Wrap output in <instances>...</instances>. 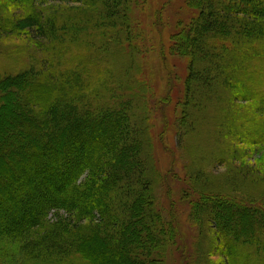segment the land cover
I'll return each mask as SVG.
<instances>
[{"label": "trees", "instance_id": "obj_1", "mask_svg": "<svg viewBox=\"0 0 264 264\" xmlns=\"http://www.w3.org/2000/svg\"><path fill=\"white\" fill-rule=\"evenodd\" d=\"M51 2L59 3L65 12L46 14L42 6ZM183 2L188 19L178 22L167 48L169 56L187 60L191 67L187 99L182 112L178 108L175 125L203 134L199 136L203 142L206 136L213 137V131L205 127L199 132L200 116H218V122L212 118L208 125L216 124L214 129L225 146L221 159L232 168L240 160L230 153L244 143L238 129L251 121L254 110L259 111V127L264 129V55L254 56L251 45L264 34V0ZM141 3L0 0V232L28 236V230L48 216L47 211L63 210L77 219L98 212L102 220L99 230L94 228L83 237L52 230L51 252L30 245L19 264H165L176 244L178 225L171 216L170 220L165 217L157 192L165 180L154 151L145 150L148 143L153 146V126L152 118L139 106L145 97L138 90H146L147 82L118 91L104 90V83L97 85L90 79L92 66L101 69L104 59L109 62L114 45L118 56L131 61L125 79L142 64L143 53L140 59L131 52L132 46L116 44L119 35L109 34L120 29L117 34L131 33L132 41L145 40L141 21L138 27L143 31L135 34L137 21L132 16ZM17 41L24 42L22 48L10 46ZM121 93L138 99H119ZM166 98H157L156 103L166 105ZM112 99L125 102L111 103ZM34 132L37 138L32 137ZM185 137L180 135L181 144ZM205 162L197 166L199 179L209 177ZM176 164L175 158L167 181L179 175ZM184 165L188 182L180 183L190 203L188 219L203 222V227L214 225L205 235L207 242L217 244L213 257L223 256L226 264H264V221L256 222L261 214L256 218L250 213L264 212L262 198L248 195L247 201L241 195L247 191L237 195L200 187L191 180L195 167ZM84 175L89 177L86 188L78 185ZM13 186L17 197L6 196ZM24 194L28 198L21 201ZM19 206L25 207L23 215ZM8 216L20 218L10 222ZM225 245L231 251H225ZM234 245L243 254L234 252ZM19 247L15 246L16 252ZM7 254L4 262L17 264L19 256L11 249Z\"/></svg>", "mask_w": 264, "mask_h": 264}, {"label": "rangeland", "instance_id": "obj_2", "mask_svg": "<svg viewBox=\"0 0 264 264\" xmlns=\"http://www.w3.org/2000/svg\"><path fill=\"white\" fill-rule=\"evenodd\" d=\"M142 1L144 4L141 3L140 6L135 7L136 9H134L132 16L133 19L137 21L134 23L136 25L134 30L135 34H141L140 29L142 28L138 27V24L141 21L142 27L145 31V38H143L145 40L138 39L132 41V39H128L131 33L117 34L120 29L109 33L116 34V36L119 35L117 37L116 44L122 41L127 44L126 47L129 48V46H132L131 52L133 53L134 51L140 59V53H143L142 64L138 65V69L135 73H131L130 76L125 79L126 72L131 65V61L118 56V46L114 45L111 48L112 56L109 58V62L104 59L102 61L103 66L101 69L99 68L100 70L98 69V65L95 64L92 66L93 69L92 73H90V79H93V82L98 83L97 85L104 83L105 86L102 87L104 90L111 89L118 91L121 88H124L126 91L128 90L127 88H130L131 86H139L140 82H147L148 86L146 90L144 88L138 90L140 91V94L145 97L140 101L142 105L139 106L143 107V110H145L152 118L153 126V146L148 143L145 146V150H150L152 154L154 151L157 166L162 175L161 178H164L165 180L164 185L157 187L159 203L162 201L161 209L164 211L165 217L168 220H170L169 217L171 216V219L176 221L179 228L176 244L171 248L165 264H208L209 261L211 264H226L227 260L226 258L222 259L223 256L213 257L216 254H214L212 250L217 246V244L215 242L210 244V241L207 242L209 239L207 238L206 240L205 237L206 234L208 236V233L210 235L212 231L210 229H212L214 225L210 223V225L203 227V222L195 223L194 221V223H191L188 219V215L190 213V203L184 197L185 190H182L183 186L180 183H185V181H187L184 163L188 162V165L195 167L196 172H194L191 176L192 183L197 181L198 186L208 188L213 192H235L234 194L238 195V191H247V193L239 194H241L247 201L250 199L248 195L262 198L264 203V129H262L261 126L259 127V122L261 120L260 113L258 110H254L251 115L255 116L252 117L251 121L248 122L246 126L238 129L237 135L239 134V136H243L241 140L244 143L239 144L238 151L233 150V152L230 153L237 155L235 158L240 160L238 164H234L232 168H229V161H222L221 159V151H224L225 146L223 145L217 131L214 129L216 124L208 125V123H212V118L214 122H218V116H200V122L196 125L201 129H199V132L202 134L205 127H210V130L212 129L213 131L211 133L213 134V137L208 138V136H206V140L203 142H201V138H199V136H203V134L199 135L196 133L197 131L193 133V129H189L188 131L186 128L181 129L175 125V115L178 113V108H180L179 110L182 112V106L185 103V99H187L190 86L189 76L191 67L189 61L179 59L177 56H169L168 54L170 53L167 48L171 46L170 38H172L177 32L179 26L178 22L187 20L188 15L185 13L186 9L185 6H183L184 2L182 3V0ZM42 7L46 14L52 12H59V14H61L65 12V10L61 8L60 4L55 2L44 4ZM85 10L88 9H81V11ZM92 10L93 9H89V11ZM184 15L186 16L184 17ZM88 20H91L90 17H88ZM127 26H129V24ZM127 26H124V28ZM77 39L78 38L76 37L72 38L73 41H76ZM98 43L101 44L100 42ZM23 45V41H17L10 46L22 48ZM162 45L166 46V49H163V51ZM251 45L256 50L252 53L254 56L255 54L258 57L264 55V34H261L259 43L251 42ZM125 50L127 51L128 49ZM165 55L169 56V59L167 56L164 57ZM164 59H167L168 61L165 63ZM233 64L234 62L232 63V66ZM241 68L242 66L240 64V71ZM140 69H142V72ZM233 69L236 70V67ZM235 73L238 76L239 73ZM98 88H100V86L96 89ZM127 95V93H124V95L121 93L117 95V97L119 99H126L130 101L138 99L137 96L132 98V96L128 97ZM162 97H167L166 99H168V102L166 105L156 103L157 98L161 99ZM119 99H112L111 103L125 102ZM240 104L243 105L241 102ZM203 111L208 110L204 108ZM250 118L251 116L247 117V120ZM183 133L186 137L184 144H181L179 142V137ZM244 136L247 139H244ZM32 137L37 138V132H34V136ZM210 140H213V143H209L208 141ZM71 148H69V150ZM231 150L232 148H230V151ZM55 151L56 150H54V152ZM212 152H217L215 154L217 156L208 158L207 155ZM38 153H40V151H38ZM34 154L35 152L31 153V155ZM171 154H174L173 158L171 157ZM175 158L177 160L176 171H179L178 176L181 179L177 176L176 179L174 178L172 181H167V179H165L167 172ZM202 162H205L203 165L207 173H210H208L209 177L206 180L199 179L197 177L198 171H200L197 166L202 165ZM18 163L21 162L19 161ZM7 165L13 170L12 166L9 164ZM35 166L36 165H34V167ZM257 168L261 169V173L258 176H254L253 174ZM87 173L88 172H86V174ZM88 175H90V173ZM88 175H84L78 185L84 184L85 188L88 187ZM8 181L10 180L3 182ZM166 184L167 188L165 186ZM15 191H18V189H15V186H13L6 196L13 197L14 195L17 197V193ZM166 193H168L167 198H169V200L165 199ZM23 196L24 197L20 199L21 201L28 198L27 194H24ZM24 208V206L18 207V210L22 211L20 212L21 215H23L26 211ZM211 210L213 213L214 210ZM206 213H209V211ZM250 213L256 218L261 214L256 222H259V220L264 221V212L257 213V211L251 210ZM47 215L48 216L44 218L43 221L37 225V227H32V229L28 230L29 237L27 236V233L22 234L19 232L14 236H6L0 232V264H6L4 261H6L8 257L7 251H9V249L12 250L15 256H19L17 264H19L18 261L21 257L27 251H30L28 249L31 248L30 245L36 246V248H39L40 250H45L49 254L51 252V245L49 243L54 237V233L51 235L52 230H57L61 233H80V236L83 237V234L86 235V233L93 231L94 228H98L99 230L102 226V220L98 212L89 218L81 217L79 219H77L75 215L73 218H70V216L63 210L52 212L47 211ZM12 218L18 219L20 217L8 216L7 220L10 221ZM7 220L5 219V221ZM19 227H23V225H19ZM7 229L8 228L6 226V231ZM2 231H4V229ZM16 236H18L17 239ZM15 246H20L17 252L15 250ZM25 246L27 247L23 250L22 247L25 248ZM229 247L230 245H225V251H231V248ZM222 248L223 244L221 243L218 247L219 252L221 253ZM232 250L234 252L239 250L243 254V251L236 245H234ZM28 258H31V256H28ZM207 259L209 260L206 261Z\"/></svg>", "mask_w": 264, "mask_h": 264}]
</instances>
